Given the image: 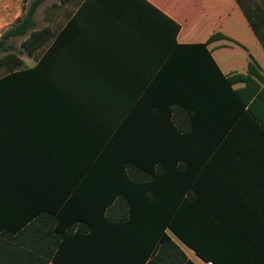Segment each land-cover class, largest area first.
I'll return each instance as SVG.
<instances>
[{"label": "crops", "instance_id": "obj_1", "mask_svg": "<svg viewBox=\"0 0 264 264\" xmlns=\"http://www.w3.org/2000/svg\"><path fill=\"white\" fill-rule=\"evenodd\" d=\"M23 4L0 0V35ZM58 5L65 10L35 20L48 39L18 55L20 71H33L19 82L20 111L0 113V226L82 215L73 231L89 264H146L164 237L204 264L156 225L178 215L215 264H264V47L236 0ZM125 137L147 170L163 154L160 209L115 203L124 166L101 155ZM144 169L132 165L131 180L145 181Z\"/></svg>", "mask_w": 264, "mask_h": 264}, {"label": "trees", "instance_id": "obj_2", "mask_svg": "<svg viewBox=\"0 0 264 264\" xmlns=\"http://www.w3.org/2000/svg\"><path fill=\"white\" fill-rule=\"evenodd\" d=\"M23 14L0 35V113L19 112V98L21 96L19 82L22 76L31 73L32 70L21 72L19 67L22 64L19 56L13 51L15 44L11 41L15 37H23L20 41L19 49L32 55L37 47L41 46L51 34L48 28L42 30L35 29V12L44 0H24ZM69 1L74 3L78 0H61L62 4ZM245 17L251 25L254 34L264 47V37L261 34L260 26L264 22V10L262 6L250 9L243 0H236ZM209 57V56H208ZM213 63V62H212ZM221 82L226 84L222 74H219ZM130 128V125H129ZM158 160L156 168L147 170V157L144 162L138 160L132 152L131 138H124V143L114 144V141L107 145L105 152L101 155L104 159L117 162L124 166L122 177L124 184L112 187L113 195H122V201L126 208L132 209L142 205L144 207L152 205L157 209L163 206L164 160ZM156 157V156H155ZM132 165L144 166V182L131 180L130 167ZM126 168H129L128 170ZM119 172V171H118ZM113 173V172H112ZM150 178V180H148ZM122 189V190H121ZM140 193V197H139ZM111 195V198L112 196ZM145 195V196H143ZM146 198V199H145ZM113 200L108 199L102 202L88 201L87 206L91 208L109 207ZM143 207V205H142ZM173 213V211H171ZM84 216L76 215L64 217L62 215L51 216L48 214L36 218H27L20 224L0 226V264H89L83 257L77 256V251L83 246L84 237L82 234L74 232L73 227L77 221H83ZM156 225L170 227L172 231L186 245L192 248L201 259L214 260L211 252L204 251L201 247L202 237L195 231H190L182 225L178 215H160L156 217ZM67 248H70L67 250ZM115 248H110L109 259H113ZM148 250H144L141 263L145 262ZM112 257V258H110ZM194 264L190 259H186L184 254L168 237L163 238V242L157 253L146 264Z\"/></svg>", "mask_w": 264, "mask_h": 264}, {"label": "rangeland", "instance_id": "obj_3", "mask_svg": "<svg viewBox=\"0 0 264 264\" xmlns=\"http://www.w3.org/2000/svg\"><path fill=\"white\" fill-rule=\"evenodd\" d=\"M60 0H45L38 8L36 11L34 17L35 20L38 22V27L42 25V20L46 16H52L53 13L57 14V11H61L63 6H59ZM244 4L248 6L250 9H254L257 6H262L264 10V0H243ZM61 14V13H59ZM260 31L261 34L264 37V22L260 26ZM23 37H15L12 38L11 41L15 44L14 52L19 55L20 54V49H19V44L20 41L22 40ZM2 53H0V56ZM25 57V56H24ZM26 63H32V59H28Z\"/></svg>", "mask_w": 264, "mask_h": 264}, {"label": "built area", "instance_id": "obj_4", "mask_svg": "<svg viewBox=\"0 0 264 264\" xmlns=\"http://www.w3.org/2000/svg\"><path fill=\"white\" fill-rule=\"evenodd\" d=\"M204 264H215V263L211 260H207V261H204Z\"/></svg>", "mask_w": 264, "mask_h": 264}]
</instances>
